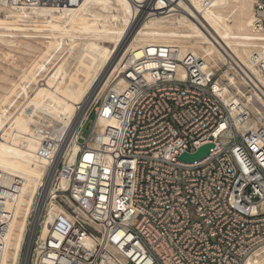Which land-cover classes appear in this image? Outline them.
Returning <instances> with one entry per match:
<instances>
[{"label":"built area","instance_id":"2783aa9c","mask_svg":"<svg viewBox=\"0 0 264 264\" xmlns=\"http://www.w3.org/2000/svg\"><path fill=\"white\" fill-rule=\"evenodd\" d=\"M253 31L264 32V0H255ZM262 43L249 76L226 60L213 67L182 55L176 45L126 56L121 81L107 84L82 124L88 133L75 140L74 161H60L53 174L54 194L38 219L48 230L32 242L26 264H245L262 253L264 125L236 88L261 94ZM53 133L38 128L41 147L55 146L61 160L69 143L56 146ZM206 145L203 160L180 161ZM19 185L15 179L6 191L0 182V239L12 218L5 201ZM3 251L0 241V260Z\"/></svg>","mask_w":264,"mask_h":264},{"label":"bare ground","instance_id":"6f19581e","mask_svg":"<svg viewBox=\"0 0 264 264\" xmlns=\"http://www.w3.org/2000/svg\"><path fill=\"white\" fill-rule=\"evenodd\" d=\"M27 1L0 0V44L26 52L39 50L37 44L41 42L39 55L43 61L36 63L38 69L47 59L45 55L64 46L57 63L51 69L46 68L42 79L48 81L45 90L37 91L36 87L29 91L31 95L25 92L22 98L25 101L14 112L23 120L40 110L46 112L49 119L60 124L58 135L53 138L56 146L70 139L74 126L82 118L75 139H85L82 124L107 84L112 79L121 81L116 74L126 56L138 59L144 47L176 45L182 55L190 52L213 67L226 60L249 76L248 70L255 74L249 63L253 48L259 41L264 42V32L253 31L255 0H79L74 8ZM56 22L69 25L71 30L76 28L79 39L65 40L63 35L59 36L57 27V36L47 31ZM28 26L31 28H25ZM47 37L53 41H45ZM261 46L264 49V43ZM257 54H264V50ZM68 58L81 64L82 72L88 75L81 82V73L74 76L78 79L69 78L73 91H59L56 81L67 77ZM228 79L236 85L229 76ZM258 82L261 94L257 98L245 95L241 86L236 88L238 101L250 106L257 122L264 125V78ZM24 87L20 89L23 91ZM0 110L1 114L7 112L6 107ZM14 113L0 115V182L6 191L12 188L15 179L20 182L17 194H10L5 201V212H10L12 218L7 233L0 239L4 244L0 264H26L36 232L40 233L38 239L47 233L46 226H38V219L54 194L53 174L60 160L55 156V146L46 150L35 138L19 137L24 128L18 124L20 120H15ZM94 126L97 132L103 128L99 123ZM77 151L78 146L73 145L63 150V157L70 161L66 163L72 164ZM64 185L62 182L61 188ZM245 264H264V250Z\"/></svg>","mask_w":264,"mask_h":264},{"label":"rangeland","instance_id":"374dc122","mask_svg":"<svg viewBox=\"0 0 264 264\" xmlns=\"http://www.w3.org/2000/svg\"><path fill=\"white\" fill-rule=\"evenodd\" d=\"M21 2L28 3V1L25 2V0L24 2L23 1ZM26 24L30 25L31 23H26ZM52 25L55 26V24H51L50 26ZM62 26L63 28L65 27L64 30H67L66 32H68V30L70 32L66 33L64 30H61L63 29ZM68 26L69 25L67 24L65 26V24L63 25V23L61 24L57 23L55 27L52 26L51 28H48L49 30L47 29V31L52 32L51 34L53 35H56V34L59 35L58 33H61L59 36L63 35L64 39L66 38L65 40H67V37H75V39L76 37L78 38L79 36L77 35H79V33L77 29L75 28L71 30L72 28L69 29L70 26L69 27ZM56 27L59 30L58 33H55L58 31V30H55ZM25 28L29 29L31 28V26H28ZM62 31L66 35H64ZM25 32L32 33L30 31H25ZM80 35L83 36L82 34ZM47 38H49L50 40L46 39L45 41L47 40L48 42L53 41L51 40L52 37H47ZM105 46L109 47L110 44H105ZM42 47H43V44L41 42H38L37 48L40 50L42 49ZM63 49H64V46H59L56 50L54 51L52 50L50 53L45 55L47 59L43 62V66L38 69L36 63H38V61H43L40 59L41 56L39 55L40 53L39 50L34 49V50H28L25 52L24 49H20V50L13 49V48H10L9 46L0 44V105H1L0 109H2V107H6L7 112H5V114L3 113L4 115L8 116L15 112L16 106L19 103L21 104L25 101L22 99V98H25V92L29 93L28 95H31L32 92H29V91H33L34 89H36V87H37V91L45 90L44 88L46 87V85L44 84H47L48 81L43 82L42 79H44V76L46 75V68L51 69L54 66V64L57 63V59L60 57L61 53L63 52L62 51ZM82 70L83 68L81 64H75L73 58H68V63H67L68 74H67V77L65 76L63 78V80L56 81V83L58 84L57 88H59L58 90L61 91V90L69 89L70 91H73L71 89L72 85L68 82V80L69 78L71 79L77 78L74 76L75 75L78 76L80 73H81V79H79V81L87 77L88 73L86 71L82 72ZM21 86H25L24 87L25 90L22 91L20 89ZM32 96L35 98L37 96V93L36 94L34 93ZM3 114H1V110H0V115L2 117H5ZM14 117H15V120H17L18 122L20 120L18 124L24 128V133H22L19 137L35 138L37 139V141L40 142L39 140L40 135L38 134V128H40L42 125L48 126L52 130H54V133L51 136L52 139L57 137L58 135L60 124L55 122L52 119H49L47 116V113L44 111L40 110L38 114L36 115L33 114L30 119H26V120L21 119L19 114H16V113H14ZM45 118H48V119H45ZM82 120L80 119V122H78L74 126V130L72 131L70 139H68V141L65 142V143H69L67 147L70 145L78 146L77 142H81V140L75 139V136L77 138L76 132L79 129ZM33 126H35L36 128H33ZM87 133L88 132L85 129L83 131V136L86 137ZM75 140H77V142ZM64 141L65 139L63 140V142ZM65 143H62V144H65ZM63 160L65 162H70L69 159L65 160V157H62L61 160L58 161V164L60 161H63ZM39 236H40V233L36 232L34 241H36ZM24 250L25 248H23V252ZM23 255L24 253H22L21 255L22 258H23Z\"/></svg>","mask_w":264,"mask_h":264},{"label":"water","instance_id":"95a60500","mask_svg":"<svg viewBox=\"0 0 264 264\" xmlns=\"http://www.w3.org/2000/svg\"><path fill=\"white\" fill-rule=\"evenodd\" d=\"M211 148V145H206L200 148L198 151H196L193 154H183L179 159L182 162L185 163H194L199 162L203 160L207 155L209 154V149Z\"/></svg>","mask_w":264,"mask_h":264},{"label":"snow or ice","instance_id":"6c2138e0","mask_svg":"<svg viewBox=\"0 0 264 264\" xmlns=\"http://www.w3.org/2000/svg\"><path fill=\"white\" fill-rule=\"evenodd\" d=\"M86 159H88V157H86Z\"/></svg>","mask_w":264,"mask_h":264}]
</instances>
